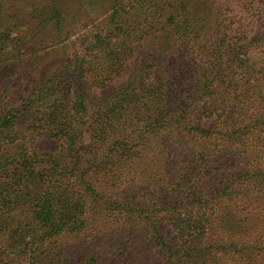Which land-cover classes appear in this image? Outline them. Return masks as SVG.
<instances>
[{"label":"trees","instance_id":"1","mask_svg":"<svg viewBox=\"0 0 264 264\" xmlns=\"http://www.w3.org/2000/svg\"><path fill=\"white\" fill-rule=\"evenodd\" d=\"M20 1L0 0V264H264V0H105L85 24Z\"/></svg>","mask_w":264,"mask_h":264},{"label":"rangeland","instance_id":"2","mask_svg":"<svg viewBox=\"0 0 264 264\" xmlns=\"http://www.w3.org/2000/svg\"><path fill=\"white\" fill-rule=\"evenodd\" d=\"M59 5L62 7L63 11L66 14L67 19L69 22L75 21V16L79 22L86 23V19L90 17L99 18L104 16V12H107L110 7V3L106 2L105 0H58ZM62 1V3H61ZM109 1V0H108ZM38 2L37 5L39 8H44L48 3V0H21L18 4L21 8V5L26 6L27 3H29L30 7L33 3ZM80 4H84L83 8H80ZM253 10V7L244 9V12L249 13ZM81 17V18H80ZM86 18V19H83ZM229 22V21H228ZM2 24L0 21V28ZM50 28H47L49 30ZM63 242V246L67 247L69 252H72V255L83 257V255L90 254V252L93 250V245H91V242H89V245L91 247H88V243L82 239V238H76L72 236L65 237L61 240ZM87 244V247H86ZM77 258H75L76 260ZM145 260L148 262V264H154L151 256L145 257ZM82 261V260H80Z\"/></svg>","mask_w":264,"mask_h":264}]
</instances>
